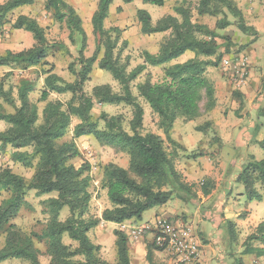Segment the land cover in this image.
I'll return each instance as SVG.
<instances>
[{
	"label": "trees",
	"instance_id": "16d2710c",
	"mask_svg": "<svg viewBox=\"0 0 264 264\" xmlns=\"http://www.w3.org/2000/svg\"><path fill=\"white\" fill-rule=\"evenodd\" d=\"M121 1L130 4L136 0ZM139 1L163 6V0ZM112 2L98 0L90 20L94 51L86 58V35L75 9L64 0H45L44 8L53 13L54 20L66 25L71 45L75 44V37L80 36L78 55L68 66V72L74 77L73 82H65L54 73L53 65L46 61L50 47L36 21L23 15L12 23L8 19L15 10L33 5L34 0H7L0 4V31L9 24L12 30L29 33L34 41L28 49L7 51L0 55V68L8 69L0 76V122L6 125L5 130L0 132V153L10 147L11 161L33 170L31 178L25 179L9 168L0 169V194L6 195L0 201V239L3 238L0 264L11 260L41 264L35 243L43 244L48 264H108L99 255L100 247L90 241L88 233L91 230L101 223L121 225L140 222L145 212L164 206L173 199L184 202L196 199L194 186L185 183L175 169V151L168 152L164 144L166 140L174 147L177 145L172 134L178 119L192 121L198 118L203 100L205 111L212 110L215 105L214 88L206 77V71L209 67H217L221 60L223 54L217 43L220 36L207 26L192 22V14L219 17L215 23L217 31L232 25L228 19L230 15L243 35L255 40L258 33L245 24L241 11L232 0L189 1L175 6L174 16L161 17L154 24L147 11L138 9L136 19L143 35L169 32V37L160 44L155 54L143 52V62L127 72L128 59L126 57L122 62L121 49H117L121 31L117 27H104ZM223 40L228 52L230 39L223 37ZM121 44L125 45V42ZM187 53L193 57L171 64ZM95 64L98 69L111 74L120 88L119 92H114L109 85H98L92 88L91 94L84 93L83 87L90 80ZM148 67H162V76L152 82L147 74L145 81L136 85L137 95H134L132 83ZM29 70H33V77H20L17 85H8L14 72L25 73ZM41 78L37 101L44 103V106L39 113L30 95L37 91ZM52 94H69L70 99L65 103L49 100ZM234 95L240 98L238 93ZM139 99L157 117V127L164 139L151 132L141 133L144 110ZM95 105L129 107L131 119L128 130L124 128L120 115L108 116L102 112L95 118L92 114ZM73 118L78 120L72 128L73 139L92 137L98 144L128 157L127 168L113 164L103 168L101 187L106 192L110 207L104 209L99 217L88 215L92 198L88 175L90 165L85 162L75 168L71 161L78 158L80 153L73 140L62 141L70 130ZM258 144L264 148V140ZM189 158L197 157L191 155ZM236 170L235 182L242 187L240 196H244L248 203H264V159L256 160L246 155ZM212 188L213 184L204 180L200 192L206 196ZM30 191H34L37 197L55 196L42 202L47 216L45 228L40 233L24 234L13 221L28 207L26 196ZM65 207L68 215L60 220V213ZM222 222L228 231V239L223 241V248L227 249L235 244L237 236L234 223L223 217ZM113 234L117 264H131L127 236L120 230H114ZM65 236L76 246L64 244ZM253 242L264 246V222L246 237L242 251L245 255L257 252L258 256H263L264 250L254 249L251 246ZM146 250L148 259L152 252L163 251L155 246L154 239L146 244ZM232 259L231 264H244L241 258L233 256Z\"/></svg>",
	"mask_w": 264,
	"mask_h": 264
},
{
	"label": "rangeland",
	"instance_id": "374dc122",
	"mask_svg": "<svg viewBox=\"0 0 264 264\" xmlns=\"http://www.w3.org/2000/svg\"><path fill=\"white\" fill-rule=\"evenodd\" d=\"M6 1L7 0H0V4H3ZM64 1L75 9L77 15L81 19L82 27L86 35V50L84 51V56L86 58L90 57L94 51V38L92 35L90 20L92 14L96 10L98 0ZM189 1L193 0H163V6L158 7L151 4H143L139 0H136L130 4H123L121 0H113L112 5L110 6L108 18L104 22V27L106 29L117 27L121 31V39L117 45V49H121L122 62L125 61L126 57L128 59L127 72L133 70L143 62V52L147 51L151 54H155L158 51L160 44L169 37V32L150 36L143 35L140 30V25L136 19V11L138 9L147 11L151 17L152 23L154 24L161 17L167 15L174 16L173 8L175 6L184 5ZM232 1L241 11L245 24L247 26L251 22H255L260 25L261 30H264V0ZM44 4L45 0H34L33 5L25 6L15 10L11 15L8 16V19L12 23L15 18L23 15L36 21L37 24L43 29L45 38L48 42V46L50 47L48 50L46 61L50 65H53L54 73L61 77L65 82H73L74 77L68 72V66L75 61L78 55V50L81 42L80 36H76L75 44L71 45L68 40V31L66 29V25L64 23L56 22L54 20L53 13L51 11H47L44 8ZM218 18L219 17L216 18L210 16H198L195 13L192 14V22L205 25L210 30L216 31L220 36L219 39H217V43L220 45L219 51L223 55L217 67L207 68V77H220V75H222V77H224L225 75L226 77V73L232 69L238 68L247 71L251 63L253 64L264 62V55L262 54L264 53V34L259 35L258 33V37L255 40H252L253 38L250 36L243 35L236 28L235 21L230 15H228V19L231 21L232 25L223 31H217L215 30V23ZM223 37H229L230 39L227 43V46H229L228 52H226L225 50ZM258 39L261 44H258V46L254 47ZM122 41L125 42V45L121 44ZM33 44L34 41L29 33L23 30H12L9 24L5 25V27L0 31V55L5 54L7 51L19 52L21 50L30 48ZM252 49L254 51H252ZM254 52H260V58L257 57V59L255 60L252 59ZM100 57L101 54L99 55V58ZM192 57L193 55L191 53H187L176 61L171 62V64L182 63ZM6 72H8V69L0 68V76L4 75ZM32 73L33 70H29L25 73L14 72L13 76L8 80V85L15 86L17 85L20 77L31 78L34 76ZM147 74L150 76L152 82H156L162 76V67H148L147 70L142 75H140L136 81L132 83V93L134 95H137L136 85L139 83H143L147 77ZM98 85H109L114 92L120 91L118 84L113 80L111 74L107 71L98 69L97 65L95 64L90 74V80L84 85L83 91L84 93L89 95L91 94L92 88ZM41 86L42 78L37 83V91L30 95V99L37 105L39 113L44 106V103H39L37 101ZM261 95H264V80L261 82L258 91L256 92V97L251 102L252 105L259 104L261 108L264 107V97L262 101H259ZM233 97L237 102L238 98L236 97V95H234ZM69 99V94H52L49 97V100H59L63 103L67 102ZM139 102L144 110L143 128L141 130V133H161L162 138L164 139L162 131H160L157 127V117L152 114L147 104H145L140 99ZM236 108L229 105L228 108H225V110H221L220 113H216L213 110L205 111V100H203L200 103V116L192 121L178 119L176 121L178 122L177 127L175 128L176 132L179 131L180 135L186 140L187 146L191 147H194V145H196L198 141L197 135L199 133H203L205 136L202 140L198 141L201 145L203 144V146H205V144L211 142V139L213 138L209 139V137L215 134L217 135L219 133L216 121L226 122L227 119H230L229 122L242 121L240 122L242 123L240 126V130L242 129L243 132L249 133V131H247V128L249 127V120L247 119L248 115L243 113L242 106L240 109ZM234 111L235 113H233ZM102 112L107 114L108 116H122L124 128L128 130V123L131 119V109L129 107L125 105H95L94 109L92 110V114L95 118H98L100 113ZM251 119L253 122V120L256 119V116L254 115L253 117H251ZM77 122L78 120L76 118L72 119L70 130L62 141L73 140L80 153V156L78 158L71 161V164L75 168L80 167L85 162L90 165V172L88 175L91 184L90 192L92 198L88 215L91 217H99L104 209L110 207V204L106 197V192L101 187L103 168L108 164L127 168L128 157L125 154L115 152L109 147L98 144L92 137H81L78 139H73L72 128L75 126V124H77ZM100 126H102V123H100ZM198 127L203 128L201 130H198ZM5 128L6 125L0 122V132L5 130ZM249 134V138L257 136V134L254 133L253 129H251ZM262 138H264V133L262 135ZM252 141H255L254 143L256 144V137L253 140L251 139V142ZM164 144L168 152L178 150V148L176 149V147L170 145L166 140ZM205 147L209 148L207 145ZM196 148L197 149L194 148L195 150L190 152L182 151V148H179V156L175 158V162L176 159L183 160V162H185V160H190L189 156L191 155H195L197 158L201 157V153L203 150L201 151V149H199L198 147ZM206 148L204 150H206ZM255 150L257 151L256 159H264V148L259 145L255 147ZM236 151L238 150L228 151L229 156L231 155L232 160L235 158L232 154H234ZM11 153L12 149L10 147H7L5 151L0 153V169L9 168L13 173L25 179H30L33 175V170L25 169L20 165L13 163L10 159ZM199 154L201 156H199ZM251 154L255 153L251 152ZM222 156L223 154L218 151L215 146H212L211 150H209L208 152V158L202 156L200 162L205 160V163H202V166L204 164H208L212 168L217 169L218 166H221L222 164H224V162L227 161V156ZM222 159L226 161H221ZM227 166L228 168L235 167V165L232 166L231 164H228ZM204 180L205 179L196 180V183H194L196 185H193L195 193L198 192L201 183ZM232 193L233 190H230V192L225 196L226 199H223L224 204L221 207L222 213L217 212V219H215L213 216V214H217L216 212L214 213V208L212 206L214 204V201L211 202L212 199H209L203 202V199L197 198L198 196L196 195V199L192 202L182 201V209L180 207L175 208L176 215L174 216V218L167 219L165 221L168 226L173 227L174 229H189L191 231V234L193 235V238L198 243L199 251L202 250V247L209 245V255L207 256L208 258L206 259V264H231L233 256L241 258L244 264H264V255L258 256L257 252H253L247 255L242 254V251L244 249L243 243L246 237L254 233L256 227L260 223L264 222V204L260 203L258 205L257 203H255L251 208H248V202L242 199L238 200L237 196L230 201L228 197ZM53 196L55 195L37 197L34 191H30L27 194L26 201L28 203V207L23 209L19 213L17 218L13 221L22 233H40L45 228V225L47 223V216L44 213V206L42 202L45 199ZM5 198V194H0V201ZM173 201H169L172 207H174V205H172ZM225 209H229L228 212H230L232 215V220L230 221L234 223L235 233L237 236L235 244H232L230 248L227 249L223 248L224 239H228L227 227L225 223L222 222V217L223 219H226L225 215L227 213L225 212ZM67 215L68 209L65 207L60 213V220H64ZM149 215L150 212L147 211L143 214V218L146 219V217H148ZM202 215L209 217V219L206 220V228L203 229L200 228L201 223L205 222H202ZM219 218L221 219V221H219L220 224L218 227H215L214 224ZM157 221L158 220H156V223ZM155 226L156 224L150 229L143 228V230L141 231V233L143 232L144 234H142L143 236L148 237L149 240L147 241L149 244L153 242V239L157 233ZM114 230H120L122 232L124 231L123 233L125 235L126 233L129 234L131 232H134L132 222H128L126 226L121 225L116 228L115 226L109 225L107 223H101L98 227L88 233L90 241L94 245H98L100 247L99 255L101 259L106 261L108 264H117L115 237L113 234ZM207 233H211V236H208ZM63 243L66 245L70 244L72 246H76V244L71 242L66 236L63 239ZM2 244L3 238L0 239V247L2 246ZM251 246L254 249L261 248L264 250V246L258 244L257 242L251 243ZM35 247L39 251L40 263L48 264L49 259L45 255V248L43 244L35 243ZM134 247H131L130 251L131 264H182L179 263L172 255L164 251L152 252L151 257L148 259L146 256V248H144L143 246H141L140 248H138L137 246ZM197 261L198 259L189 264H200ZM2 264L25 263L11 260Z\"/></svg>",
	"mask_w": 264,
	"mask_h": 264
},
{
	"label": "crops",
	"instance_id": "0c3cea01",
	"mask_svg": "<svg viewBox=\"0 0 264 264\" xmlns=\"http://www.w3.org/2000/svg\"><path fill=\"white\" fill-rule=\"evenodd\" d=\"M248 26L253 27L256 30V32L259 33V35L264 34V30L260 29V25L258 23L251 22L250 24H248ZM258 44H261L259 42V39L257 43L254 45V47L258 46ZM252 51L254 50L252 49ZM262 54L264 55V53ZM257 57L260 58V52L253 53L252 59L255 60L257 59ZM238 70H239L238 68L230 70L229 72L226 73V77L225 75L224 77L220 75V77H213V78H209L206 76L210 80L214 88L215 105L212 110L216 113H220L221 110H225V108H228L229 105H231V107L234 108L237 107L236 109H240L242 106L243 113L248 115L247 119L249 120V127L247 128V131H249L250 133L251 129H253L254 133L257 134V136H254L253 138H249L250 135L249 133L243 132L242 129L240 130V126L242 124L240 122L242 121L229 122L230 119L229 120L227 119L226 122L216 121V125L218 126L219 133L217 135L215 134L209 137V139L213 138L211 139V142L208 141L209 143L205 144V146L207 145L209 148H206L205 146H203V144L201 145L198 142L205 137L203 133H199L197 135L198 141L196 145H194V147L187 146L186 140L180 135V132L179 131L176 132L175 128L177 127L178 122H175L173 134H172V139L177 144L175 147L176 149L178 148V150L175 151V154L177 156H179V148L180 149L182 148V151L190 152L197 149L196 147H198L199 149H201V151L203 150L201 153L202 156L208 158V152L209 150H211L212 146H215V148H217L218 151H220L223 154V156H227V161L222 159L221 161H226V162H224V164H222L221 166H218L217 169L212 168L208 164H204L202 166V163H205L204 162L205 160L200 162L202 156L196 159L189 158L190 160H185V162H183V160L176 159L175 162L176 170L182 174L185 183H187L188 185H196L194 183H196L197 179L209 180L213 184V188L210 190V193L208 195L203 196L200 192V188L198 192H196L195 194L198 196L197 198L203 199V202L212 199L211 202L214 201V204L212 205L214 208V213L215 212L222 213L221 207L224 204L223 199H226L225 196L227 195V193L230 192V190H233V193L228 197L230 201L234 199V197L236 196L238 197V200L241 199L245 200L244 196H240V194L242 193V187L236 184L235 182L237 176L236 169L239 168V165H241L244 156L251 155L256 159L257 151L255 150V147L259 146L258 142L264 139L262 138V135L264 133V107L261 108L259 104L252 105L251 103L252 100H254V98L256 97V92L258 91L261 82L264 80V62L263 63L258 62L253 64L251 63V65H249L248 70L246 71L247 73L246 79L242 84H238L236 80ZM235 92L240 94V98L237 97L238 98L237 102L234 100L233 97L234 96L233 94ZM263 97L264 95H261L259 101H262ZM233 113H235V111ZM254 115L256 116V119H254L252 122L251 117H253ZM157 135L162 137L161 133H158ZM255 137L257 140L256 144L254 143L255 141L251 142V139L253 140ZM205 148L206 150H204ZM232 150H238L236 151L237 153L235 152L234 154H232L235 157L233 160L231 159V155L229 156L228 153V151H232ZM251 152L255 154H251ZM228 164H231L232 166L235 165V167L228 168L227 166ZM181 202L182 201L178 199H174V201L172 202V205H174V207L171 206L170 202H168L164 206L155 207L148 211L150 212V215L146 217V219H144L142 216V220L140 222L132 223L134 232H131L129 234L126 233V236L128 238L129 256H130L131 247L137 246L138 248H140L141 246H143L144 248H146V244L148 243L147 240L149 239L148 237L143 236L144 235L143 232L141 233L143 228L150 229L152 226L155 225L156 220L173 219L174 216L176 215L175 208L180 207L182 209ZM254 204H255L254 202L248 203L247 207L251 208ZM228 210L229 209H225V212L227 213L225 215V218L226 220H232V215L230 212H228ZM218 213L216 215L213 214L215 219H217ZM202 216H203L202 222L203 221L205 222L201 223L200 225L201 229L206 228L205 226L207 225L206 220L209 219V217L205 215ZM217 221L214 224L215 227L219 226L220 224L219 221H221V219L219 218ZM107 224L115 226L116 228L121 225L126 226L128 222L123 223L121 225H116L112 223H107ZM207 235L211 236V233L209 234L207 233ZM208 255H209V245L202 247V250L199 251L197 262H199L200 264H206L207 263L206 259L208 258L207 257Z\"/></svg>",
	"mask_w": 264,
	"mask_h": 264
},
{
	"label": "built area",
	"instance_id": "2783aa9c",
	"mask_svg": "<svg viewBox=\"0 0 264 264\" xmlns=\"http://www.w3.org/2000/svg\"><path fill=\"white\" fill-rule=\"evenodd\" d=\"M246 76V71L239 69L236 76L238 84H242ZM155 224L157 233L154 237V244L156 247L162 248L164 252L172 255L182 264H189L198 259V243L189 229H174L168 226L165 220H158Z\"/></svg>",
	"mask_w": 264,
	"mask_h": 264
}]
</instances>
